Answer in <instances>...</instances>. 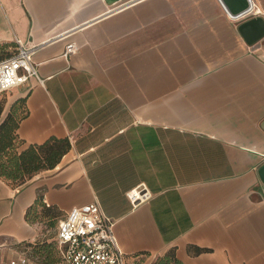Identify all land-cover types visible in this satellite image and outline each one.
Wrapping results in <instances>:
<instances>
[{
    "label": "crops",
    "instance_id": "crops-1",
    "mask_svg": "<svg viewBox=\"0 0 264 264\" xmlns=\"http://www.w3.org/2000/svg\"><path fill=\"white\" fill-rule=\"evenodd\" d=\"M245 18L222 0H0V57L36 45L39 75L1 119L25 98L24 147L70 142L23 185L0 176V254L22 252L41 197L60 219L98 200L128 264L172 247L184 264H264V36L249 44Z\"/></svg>",
    "mask_w": 264,
    "mask_h": 264
},
{
    "label": "built area",
    "instance_id": "built-area-1",
    "mask_svg": "<svg viewBox=\"0 0 264 264\" xmlns=\"http://www.w3.org/2000/svg\"><path fill=\"white\" fill-rule=\"evenodd\" d=\"M37 46L17 40L16 50L0 59V93L24 84L30 77L39 78L32 59ZM78 50L75 42L66 45L64 56ZM132 202L148 198L142 189L128 192ZM115 221L98 200L73 206L60 220L57 228V246L64 264H128L114 230ZM0 264H39L30 255L21 252L0 260Z\"/></svg>",
    "mask_w": 264,
    "mask_h": 264
},
{
    "label": "trees",
    "instance_id": "trees-1",
    "mask_svg": "<svg viewBox=\"0 0 264 264\" xmlns=\"http://www.w3.org/2000/svg\"><path fill=\"white\" fill-rule=\"evenodd\" d=\"M16 47L17 44L14 51ZM14 51L3 55L0 59L11 55ZM4 93L7 92L0 94ZM6 103L7 98L0 97V176L10 184L19 186L41 171L55 167L70 148V142L68 139L50 138L43 143H32L24 147L25 141L20 137L18 129L21 121L28 115L26 99L16 100L7 115L1 119ZM42 209L47 212L46 216L60 220L61 213L58 208L44 203L41 197L28 208L26 219H29V213H42ZM49 246L50 243L40 246V249L38 248L36 251L40 252V255L44 253L47 262L53 263V252ZM188 249L190 252L198 254L206 248L190 245ZM57 252L59 260L62 261L58 246ZM153 264L184 263L177 255V248L172 247L159 255Z\"/></svg>",
    "mask_w": 264,
    "mask_h": 264
},
{
    "label": "rangeland",
    "instance_id": "rangeland-1",
    "mask_svg": "<svg viewBox=\"0 0 264 264\" xmlns=\"http://www.w3.org/2000/svg\"><path fill=\"white\" fill-rule=\"evenodd\" d=\"M0 97L7 98V94H0ZM8 99V98H7ZM45 209H42V213H29V219L28 221L34 226V234L30 239L25 240L18 244V248L27 253L31 256L33 261L35 263L39 264H62V261L59 260L58 252H57V241H56V233L58 228L59 219L52 218L50 216H46L47 212L44 211ZM50 243V248L53 252V263L47 262L45 259V255H40V252H37L38 248L40 249V246H44L46 244ZM8 255L7 253H1L0 254V260L6 257Z\"/></svg>",
    "mask_w": 264,
    "mask_h": 264
},
{
    "label": "water",
    "instance_id": "water-1",
    "mask_svg": "<svg viewBox=\"0 0 264 264\" xmlns=\"http://www.w3.org/2000/svg\"><path fill=\"white\" fill-rule=\"evenodd\" d=\"M222 2L232 16H247V18L240 22L239 30L249 44L256 42L264 36V18L261 15L252 14V0H222ZM262 170H264V166Z\"/></svg>",
    "mask_w": 264,
    "mask_h": 264
}]
</instances>
